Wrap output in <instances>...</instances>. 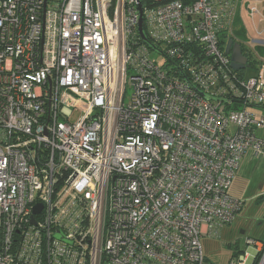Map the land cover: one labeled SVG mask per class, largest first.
I'll return each instance as SVG.
<instances>
[{"label": "built area", "instance_id": "built-area-1", "mask_svg": "<svg viewBox=\"0 0 264 264\" xmlns=\"http://www.w3.org/2000/svg\"><path fill=\"white\" fill-rule=\"evenodd\" d=\"M155 1L144 29L166 66L134 40L137 0H0V264H221L202 239L240 212L243 157L264 155V27L243 42L247 78L222 39L244 9L264 16L259 0ZM258 242L226 264H264Z\"/></svg>", "mask_w": 264, "mask_h": 264}, {"label": "rangeland", "instance_id": "rangeland-1", "mask_svg": "<svg viewBox=\"0 0 264 264\" xmlns=\"http://www.w3.org/2000/svg\"><path fill=\"white\" fill-rule=\"evenodd\" d=\"M259 6H260L261 11H264V0H259ZM241 20L242 22H244L245 27L247 28V31L249 32V34L247 35H249L251 39L256 38L258 35L254 28L253 20L251 18V15L245 9L242 12ZM257 25L259 26V28L264 27V23L258 22V20H257ZM244 43L245 44L249 43V41L247 40ZM261 55L262 56L264 55V51L261 52ZM151 57L155 59L160 66H166L170 64V62L165 56L160 55L157 52H152ZM248 63H249V58H248ZM244 70L246 74H249L256 69L255 67H250V64H249V67H247ZM235 71L239 72L240 70H235ZM126 95L127 97L131 95V89L128 88ZM255 111H258V110H255ZM79 115H80V112L78 110L74 111L72 118H71L72 121L77 120ZM261 130H264V129H259L258 133L260 135H263L264 131H261ZM262 183H264V155L255 157L249 166L243 165L241 170L235 175L233 184L230 189V193L235 198L243 197L247 199V201H249V203L246 204L244 213L241 214V216L243 217V220L240 217H238L234 220L233 223L228 224L227 226H224V228H222L221 230L220 236L218 237H210L208 235L203 237L202 245L204 248V252L211 261L223 262V263L228 262V260L231 257V249L227 245L229 243L231 244L235 243V240H240V244L242 246H245L247 252L249 249L251 250V253L248 252L249 255H248L247 262H250L253 260V255L255 256L256 250L255 248L251 246H247L246 240L248 238L249 239L253 238L250 236L251 233H254L252 230H250V224L251 223L253 224L254 220L258 216L261 217L262 215L261 213H259V215L257 214V211L259 212L260 210L258 208L259 206L257 205L252 206V201H251L250 196L260 191V187ZM241 209H242V206L239 209V211H241ZM243 231L245 232L244 234H243ZM253 240L259 241L258 243H260V246L264 248V241H261L257 237H254ZM255 261L257 260L255 259Z\"/></svg>", "mask_w": 264, "mask_h": 264}, {"label": "trees", "instance_id": "trees-1", "mask_svg": "<svg viewBox=\"0 0 264 264\" xmlns=\"http://www.w3.org/2000/svg\"><path fill=\"white\" fill-rule=\"evenodd\" d=\"M141 2H142V4L144 5V7H146V6H148V7H150V6H157V5H159V4H161V2L160 1H155V0H141ZM262 16H264V11H262ZM253 20V23H254V28H255V30H256V26H258L257 25V20H258V16H256L254 19H252ZM247 34H249V32L247 31V28L245 27V24H244V22H242V20H241V18H238L237 20H236V22H234V31H233V34L230 36V35H228V37L226 38L225 37V34L223 35V39H222V44L224 45V51L226 50V46H227V43H228V40L229 39H232L234 42H239V43H241V45H242V47H243V50H244V52H245V45H244V41H246V40H249L250 39V37H249V35H247ZM134 40H136V41H139L140 40V38H139V35H137V34H135L134 35ZM259 49V48H258ZM264 50L263 49H259V52L261 53V52H263ZM245 55H247V57L249 58V64H250V67H255V69H256V71L254 70V71H252L251 73H249V74H246L245 73V70H240L238 73H239V76H241V77H243V78H247V77H250V76H252V75H255L256 73H257V69H259L258 68V61H257V58H256V56H255V53L253 52V53H250V52H248V53H246L245 52ZM228 56L230 57V54H228ZM230 59H231V57H230ZM229 107V108H228ZM243 106L240 104V103H235L234 104V106L233 107H230L229 106V104H226L225 105V109H241ZM250 107V109L251 108H256V107H254V106H249ZM259 110L261 109V108H258ZM228 224H226V225H224V226H227ZM224 228V227H223ZM222 230V229H221ZM221 230H220V233H219V235L218 236H220V234H221ZM218 236H210V237H218ZM205 237V236H204ZM230 249H231V257H230V259L228 260V262H230L231 260H233V259H236V258H238L241 254H244L245 253V251H246V248H245V246H242L241 244H240V240H235V243H233V244H231V243H229L228 245H227ZM247 247V246H246ZM206 255V254H205ZM206 258V262H208V263H213V261H211L208 257H207V255L205 256ZM228 262H216V263H221V264H226V263H228Z\"/></svg>", "mask_w": 264, "mask_h": 264}, {"label": "water", "instance_id": "water-1", "mask_svg": "<svg viewBox=\"0 0 264 264\" xmlns=\"http://www.w3.org/2000/svg\"><path fill=\"white\" fill-rule=\"evenodd\" d=\"M138 1V13H139V22H138V27H137V32L139 35L140 40L146 44L153 52H157L160 55L165 56L164 52L157 46V44H155L154 42H152L144 29V16H143V6L140 0ZM226 53L230 54L231 57V61H232V67L235 70H244L247 67H249V63H248V57L245 55L244 51H243V47L241 45V43L239 42H234L232 39L228 40L227 46H226ZM166 57V56H165ZM183 77L185 78L186 82L190 81L188 80V78L186 77V75L184 74V72H182ZM201 95H203L204 97H206L207 99H212L209 95L201 92ZM214 99V98H213ZM42 209L41 205H37L35 206L33 213L34 214H39L40 211ZM31 220L34 222V218L32 217ZM57 236L59 238H63V236L61 235V233L57 234Z\"/></svg>", "mask_w": 264, "mask_h": 264}, {"label": "crops", "instance_id": "crops-1", "mask_svg": "<svg viewBox=\"0 0 264 264\" xmlns=\"http://www.w3.org/2000/svg\"><path fill=\"white\" fill-rule=\"evenodd\" d=\"M261 54V53H260ZM258 68H259V64H258ZM258 70V69H257ZM256 71V70H255ZM251 110L255 111V110H258L256 111L257 113L258 112H262V110H259L257 108H251ZM261 131H264V130H261ZM257 134L264 138V133L263 135H260L257 131ZM256 156H253L252 153H247L243 159L241 160L240 162V166L239 168L237 169L235 175L241 170L242 166H249L252 161L254 160ZM259 157V156H258ZM235 178V176H234ZM234 180V179H233ZM232 184H233V181H232ZM232 186V185H231ZM231 189V188H230ZM232 195V194H231ZM232 197H234L232 195ZM235 198V197H234ZM251 198V201H252V206L253 205H257L259 206L258 208L260 209L259 212L257 211V214L259 215V213H261V217H257L255 220H254V223L250 224V230H252L254 233H251V237H257L258 239H260L261 241H264V183H262L261 187H260V191H258L257 193L253 194L252 196H250ZM239 201H241V205H242V209L241 211L238 213L237 217H240L242 220H243V217L241 216L242 213H244L245 211V207H246V204L249 203V201H247V199L241 197V198H235ZM263 209V211H262ZM257 229V230H256ZM245 232L243 231V234ZM248 237V236H247ZM248 250V249H247ZM248 252L251 253V250L249 249Z\"/></svg>", "mask_w": 264, "mask_h": 264}, {"label": "flooded vegetation", "instance_id": "flooded-vegetation-1", "mask_svg": "<svg viewBox=\"0 0 264 264\" xmlns=\"http://www.w3.org/2000/svg\"><path fill=\"white\" fill-rule=\"evenodd\" d=\"M233 222H234V221H233ZM233 222H232V223H233Z\"/></svg>", "mask_w": 264, "mask_h": 264}]
</instances>
